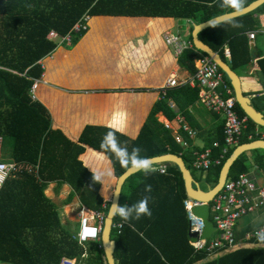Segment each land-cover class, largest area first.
Listing matches in <instances>:
<instances>
[{
    "label": "trees",
    "instance_id": "trees-1",
    "mask_svg": "<svg viewBox=\"0 0 264 264\" xmlns=\"http://www.w3.org/2000/svg\"><path fill=\"white\" fill-rule=\"evenodd\" d=\"M253 1L246 0L245 7ZM86 12L89 16L173 18L190 20L197 25L233 10L225 8L223 0H0V152L7 155L8 159L3 161L26 162L33 166L30 172L21 170L10 175L0 189V264H59L62 258L74 259L76 264H107L100 240L82 246L73 239L74 234L61 224L56 207L45 196V190L49 183L55 182L69 185L75 194H81L82 190H87L88 195L97 193L99 183L94 182L93 173L79 160L85 148L103 154L110 161L116 182L127 169L110 151L100 149L101 140L111 128L86 125L78 141L72 142L61 128L53 125L50 110L36 94L45 79V59L58 45L48 38L49 32L68 33ZM263 13L264 4L235 17L242 27L234 28L232 24L220 22L216 27L201 31L198 38L237 74L239 69L251 64L246 33L259 27L256 15ZM87 29L74 36V44ZM225 47L230 52V64L224 57ZM201 57L206 55L193 47L184 48L177 63L193 74L194 62ZM253 71L264 84L263 54L257 55ZM224 78L230 85L225 75ZM36 80L40 82L33 94L35 99H32L30 89ZM133 91L141 93L145 89ZM166 96L152 105L134 139L111 130L115 131L120 146L129 152L139 146L141 156L152 158L173 154L185 162L182 147L175 143L171 132L155 116L162 112L172 121L176 113L165 98L172 100L182 112L183 105L198 100V89L184 85L168 91ZM255 99L262 100L264 105V94ZM251 104L264 116L263 105H256L254 99ZM235 110L239 117L245 116L236 103ZM261 133H264V127L246 117V126L238 142L228 147L219 164L211 165L205 172L204 181L211 179L215 185L220 168L233 148L261 138ZM223 139L224 135L218 146L213 147L212 158L221 153ZM249 151L253 154L252 161L264 169L263 156L259 155L264 150ZM246 160L245 152L239 154L227 177L232 179L246 173ZM146 185H151L150 194L145 192ZM122 193L128 205L150 195L148 206L152 215L125 221L119 233L115 229L111 231L116 264H264L262 246L237 248L203 261L209 253L196 251L190 243L183 208L186 194L176 166H167L165 176L156 172L145 176L139 172L125 181L120 195ZM109 205L110 202L104 210L98 206L96 211L106 215ZM249 242L263 245L257 236L251 237Z\"/></svg>",
    "mask_w": 264,
    "mask_h": 264
},
{
    "label": "crops",
    "instance_id": "crops-1",
    "mask_svg": "<svg viewBox=\"0 0 264 264\" xmlns=\"http://www.w3.org/2000/svg\"><path fill=\"white\" fill-rule=\"evenodd\" d=\"M256 18L259 27L251 31L264 30V13L257 14ZM193 26L190 20L173 18L90 16L87 31L76 44H58L45 59L47 70L45 79L41 81V86L36 91L37 98L50 110L53 125L61 128L72 142L78 141L86 125L108 127L134 139L152 105L157 100H164L163 97L168 91L184 85H188L189 89H198L192 85L193 74L178 65V55L165 39L171 34L180 37L181 41L192 43ZM247 41L249 52L250 47L254 46L256 53L255 59H251L250 66L238 70L241 73V87L250 101L254 99V103L261 106L262 100L258 101L255 97L264 94V84L254 73L253 68L257 55H264V48L261 36H257L254 43L248 38ZM258 41L261 43V51L258 50ZM225 49L228 50L227 47ZM226 60L230 64V58ZM172 77L177 80L178 85L165 88L167 80ZM118 89L125 91L112 92ZM136 89H145V92H134ZM165 99L176 114L170 121L160 112L156 114V120L171 132L173 139L175 135H179L187 141L188 147L181 146V154L191 165L195 153L211 147L214 142L218 143L224 135L223 119L219 114L212 113L202 106L199 101V89L198 100L193 104L183 105L182 112L172 100ZM262 107L264 108V105ZM177 118H182L183 122L195 131L194 138L188 139L181 130ZM261 136L263 137L264 133H261ZM245 155L247 157L245 174L260 185L264 181V169L252 161L253 154L250 151H246ZM259 155L263 156L264 153L259 152ZM0 157L7 159V155L2 152ZM79 160L90 173L91 168H103L105 165L112 169L110 161L103 154L95 153L88 148H85ZM184 163L186 165V162ZM199 174L200 179L204 180L205 173ZM194 181L201 188L200 181L195 179ZM114 184V177L107 179L104 185L99 183L96 194L91 192L88 195L87 190L75 194L69 185L51 182L47 185L45 196L55 205L61 224L66 225L75 235L79 230L81 211L84 215L92 212L87 208L86 202L89 201L95 206L93 211H96L98 206L103 208L111 201ZM67 196L68 203L63 204V201L58 206L57 201L65 200ZM253 197L257 199L256 193ZM125 204L126 201L123 205ZM261 227H264V206L237 222L235 248L220 250L214 255H208L203 261L220 257L237 248L264 247V244L250 243L251 237H248Z\"/></svg>",
    "mask_w": 264,
    "mask_h": 264
},
{
    "label": "built area",
    "instance_id": "built-area-1",
    "mask_svg": "<svg viewBox=\"0 0 264 264\" xmlns=\"http://www.w3.org/2000/svg\"><path fill=\"white\" fill-rule=\"evenodd\" d=\"M89 19V13L86 12L73 25L68 33L60 34L56 30H51L48 34V38L50 40H55L57 44H72L74 36L83 33L87 29ZM257 36H261V42L264 48V30L247 33V38L251 43L255 42ZM165 39L170 46H173L176 55H179L184 48H192L191 42L181 41L180 37L176 35L169 34ZM224 57L226 59L230 58V53L227 49L224 50ZM39 64L43 68L41 61H39ZM39 82V80L34 81L30 89L32 99H35L33 94ZM192 82V85L199 89V101L202 106L212 113L219 114L223 119L224 145L221 148V153L217 157L212 158V148L218 146V143L214 142L211 147L194 154L191 167L199 170V172L205 173L211 165L220 163L223 154L227 152L229 146H233L238 142L239 136L246 126V116L239 117L237 114L232 88L225 80L223 72L218 65L209 58L201 57L197 59L195 71L192 75ZM176 85H178L177 80L172 77L167 80L165 88L174 87ZM171 107L173 108V105H171ZM177 121L188 139L195 137V131L190 129L189 126L183 122L182 118H177ZM167 128L169 127L167 126ZM174 141L183 148L188 147L187 141L179 135H175ZM262 159L264 160V155ZM32 168L33 166L26 162H8L0 160V189L10 175L20 173L21 170L30 172ZM157 168L166 169L163 165H158ZM156 173L161 176L166 175H162L159 171ZM254 193H256L257 199L253 197ZM201 205H204V203L189 197L183 201V208L186 212L188 221V232L197 233L195 237H190V243L194 249L196 251L206 250L210 256L220 250L235 248L237 245L235 235V226L237 222L257 208L264 206V181L260 185H257L245 173L238 174L232 179L227 177L221 190L209 203H207L209 207V219H211L215 225V230L208 237H203L206 224H204L202 217L193 212L194 208ZM102 209L104 210L105 206ZM105 216L103 211L88 212L85 215L81 211L79 230L73 236V239L77 240L82 246L90 242L99 241ZM85 221L88 227L97 229V236L95 239H80L79 233L82 223ZM124 224L125 221L118 215L114 216L111 231L115 229L117 233H119ZM216 232H218L219 235L213 239V234ZM256 232L257 230L248 237H256ZM59 264H76V261L74 259L62 258Z\"/></svg>",
    "mask_w": 264,
    "mask_h": 264
},
{
    "label": "water",
    "instance_id": "water-1",
    "mask_svg": "<svg viewBox=\"0 0 264 264\" xmlns=\"http://www.w3.org/2000/svg\"><path fill=\"white\" fill-rule=\"evenodd\" d=\"M263 4H264V0H255L245 7L242 13L237 14V13L231 12V13H226V14L214 17L206 22L194 25L192 32H191L192 44H193L194 49L196 51H199L205 54L207 58H209L210 60H212L214 63L218 65L220 70L224 73V75L228 79L230 86L232 88V91H233L234 100L236 104L238 105V107L241 109L242 113L250 121H252L255 125L260 126V127H264V116L260 111H258L257 109L253 107L249 97L244 95L242 91V87H241L240 78L235 72L231 70V68H229L227 64H225L221 60V58L219 57L217 53L213 52L207 45L203 44L199 40L198 34L204 29L211 27L210 25L211 21H219L220 23L223 21L225 17L229 15H237L236 17H238V16H241V15H244V14H247L249 12L256 10L258 7H260ZM255 53H256V48L254 46H251L250 55H251L252 60L255 59ZM253 149L264 150V139L258 138L255 140H251V141L236 145L233 148V151L231 152V154L227 157V159L224 161L223 165L221 166L216 184L213 187L208 186L206 189L199 188L197 183L194 181L189 168L185 165L184 161L179 156L173 155V154H165L161 156L152 157L151 159L154 165L176 166L181 175V179L183 181L186 196L196 201H200L204 203V205L194 208L193 212L196 215L202 217L204 224H206L203 237H208L215 230V225L213 221L209 219V207L207 203H209L212 200V198L221 190L228 176V170L232 162L234 161V159L242 152H246V151L253 150ZM139 172L140 171L129 168L115 182V184H118L120 186V193L116 195L112 192L110 205L106 213V216L103 222L102 231L100 234V243H101L103 254H104L107 264H116L115 259H114L115 242L114 240L110 238L112 223L114 219V216L109 214L112 203L113 202L119 203L121 189H122L123 184L128 178H130L131 176ZM196 235L197 233L188 232L189 237H195Z\"/></svg>",
    "mask_w": 264,
    "mask_h": 264
},
{
    "label": "clouds",
    "instance_id": "clouds-1",
    "mask_svg": "<svg viewBox=\"0 0 264 264\" xmlns=\"http://www.w3.org/2000/svg\"><path fill=\"white\" fill-rule=\"evenodd\" d=\"M245 2L246 0H223V5L225 8L232 9L233 13L240 14L244 11ZM236 16L237 15H229L225 17L222 22L232 24L234 28L242 27V24L236 21ZM218 23L219 21H211L210 25L212 27H216ZM100 149L102 151H110L119 161L120 165L125 169H135L143 172L145 176L153 174L157 171H159L162 175L166 174V169H158L155 167L151 158L140 155L142 149L139 146L133 147L130 152L126 147H121L114 130L110 129L104 135L100 143ZM91 170L94 182L102 185H104L107 179L114 177V171L107 165L103 168H91ZM151 191V185H146L145 192L150 194ZM113 193L116 195L120 193V186L118 184H114ZM150 199V195H144L139 201L131 205H120L119 203L113 202L109 214L112 216L118 215L124 221H128L130 219L138 220L142 216L151 217L152 213L148 206ZM79 235L81 240L88 238L95 239L97 236V229L94 227H88L87 222L85 221L82 223ZM256 235L259 242L264 244V227L258 229Z\"/></svg>",
    "mask_w": 264,
    "mask_h": 264
},
{
    "label": "rangeland",
    "instance_id": "rangeland-1",
    "mask_svg": "<svg viewBox=\"0 0 264 264\" xmlns=\"http://www.w3.org/2000/svg\"><path fill=\"white\" fill-rule=\"evenodd\" d=\"M63 46H65V45H63ZM257 46H258V50L261 51V43H260V41L257 42ZM171 47L173 48V46H171ZM237 73H238V76H239V78H240L241 73L238 72V71H237ZM0 159H2V160H6V157H0ZM7 159H8V158H7ZM185 162H186V166L189 168V170H190V172H191L193 178H194L195 180H197V181H200V187H201L202 189H206L207 186L212 187V186L214 185V182H213L211 179L208 180V181L201 180V179H200V174H199L198 170L192 168L191 165H190L187 161H185ZM65 196H66V195H65ZM70 197H71V196H70ZM63 201H64V202H63ZM68 201H69V197L67 196V198H65V200H58V201H57V205L60 206V205L62 204V202H63V204H64L65 202L68 203ZM124 201H125V194L122 193V195H121V197H120L119 204H120V205H123ZM86 205H87V208H90V210L93 212L95 206H94L93 204H91L89 201L86 202ZM218 235H219L218 232L214 233V234H213V239L216 238V237H218ZM87 244H88V243H87Z\"/></svg>",
    "mask_w": 264,
    "mask_h": 264
}]
</instances>
